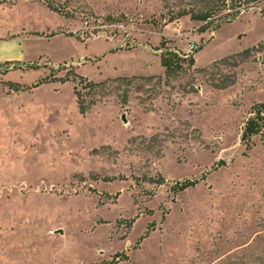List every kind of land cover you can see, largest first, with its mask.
<instances>
[{
    "label": "rangeland",
    "instance_id": "obj_1",
    "mask_svg": "<svg viewBox=\"0 0 264 264\" xmlns=\"http://www.w3.org/2000/svg\"><path fill=\"white\" fill-rule=\"evenodd\" d=\"M53 1L0 0V264H264V43L211 65L264 42V2L212 31L170 22L205 0ZM162 36L210 68L166 79ZM77 76L135 79L81 114Z\"/></svg>",
    "mask_w": 264,
    "mask_h": 264
},
{
    "label": "trees",
    "instance_id": "obj_2",
    "mask_svg": "<svg viewBox=\"0 0 264 264\" xmlns=\"http://www.w3.org/2000/svg\"><path fill=\"white\" fill-rule=\"evenodd\" d=\"M39 1H43L50 10L60 12L58 7L54 5L53 0H39ZM205 2L206 5L209 7L205 12L194 13L189 10L188 11L182 10L176 15L175 18H172L170 22L173 21V19H179L181 17L189 16L191 21L208 24V22L213 21L212 17H214V20H216V22L212 26V31H213L216 30L221 23L231 22L237 19L241 11L247 7V4L261 3L264 2V0H205ZM220 11H223V14L217 17L216 15H218ZM107 18L109 19V17ZM83 36L88 37L87 34H83ZM263 43L264 42H261L256 46L245 49L237 54L228 56L224 59H221L220 61H216L211 65L222 64L228 60H234L237 63L244 62L250 56L251 52L256 50L257 49L256 47L261 46ZM200 48L201 46L198 48L194 47L190 54H184L173 48H169L167 46V40H165V38L162 36L159 42V46L155 50L159 51V66L163 70L164 77L166 79H170L174 75L188 71L190 69H195L198 72H204L207 69H209L210 68L209 66L205 68H194L193 56ZM115 51L116 50L111 49L109 53H113ZM133 79L135 78L133 77V78L113 79L107 81L130 82ZM107 81L101 83H94L87 81L82 76L76 77V83L73 89H74V95L76 97L78 110L81 114L86 112L94 104L93 102H85V99L80 91L82 89L81 87L94 89L103 86L105 83H107ZM82 84L84 86H80ZM263 133H264V102L254 103L248 111L247 119L244 121L240 135V141L241 143L245 144L247 148H249L251 138L256 135L262 136ZM195 185H196V181L183 180L181 182L174 183V185L171 186L170 190L172 192L178 193ZM106 264H112V263H106Z\"/></svg>",
    "mask_w": 264,
    "mask_h": 264
}]
</instances>
